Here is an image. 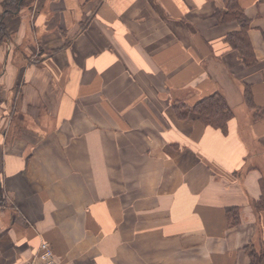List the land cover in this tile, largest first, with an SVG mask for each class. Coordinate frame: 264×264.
I'll return each instance as SVG.
<instances>
[{
  "label": "crops",
  "instance_id": "0c3cea01",
  "mask_svg": "<svg viewBox=\"0 0 264 264\" xmlns=\"http://www.w3.org/2000/svg\"><path fill=\"white\" fill-rule=\"evenodd\" d=\"M238 1L253 67L224 41L240 31L214 16L226 0H35L6 17L0 264L43 242L58 264H250L246 246L264 243V118L244 87L264 108V3ZM215 91L235 112L226 133L176 117L174 101Z\"/></svg>",
  "mask_w": 264,
  "mask_h": 264
},
{
  "label": "trees",
  "instance_id": "16d2710c",
  "mask_svg": "<svg viewBox=\"0 0 264 264\" xmlns=\"http://www.w3.org/2000/svg\"><path fill=\"white\" fill-rule=\"evenodd\" d=\"M264 3V0H259ZM35 0H0V48H2L10 38L5 19L8 16H16L22 9H32ZM226 8L218 9L215 13L216 19L220 23L235 21L240 25V31L229 33L224 41L236 51L242 64L246 67H253L258 63L257 54L250 38L251 20L244 13L238 0H226ZM264 37V33H263ZM244 102L254 115V120L264 118V108L256 106L252 88L250 85L244 87ZM173 109L178 119H187L191 115H196L199 124L205 127H212L228 131L230 121L235 117V112L228 105L225 96L220 91L208 94L194 104H188L184 100H176ZM262 195L254 202V210L261 214L264 212V181L261 183ZM1 195V190H0ZM226 217L230 226H237L241 222V213L238 207H227ZM246 252L250 259V264H264V243H251L246 246Z\"/></svg>",
  "mask_w": 264,
  "mask_h": 264
},
{
  "label": "built area",
  "instance_id": "2783aa9c",
  "mask_svg": "<svg viewBox=\"0 0 264 264\" xmlns=\"http://www.w3.org/2000/svg\"><path fill=\"white\" fill-rule=\"evenodd\" d=\"M21 264H58L53 248L49 243L43 242L40 246V253L31 260Z\"/></svg>",
  "mask_w": 264,
  "mask_h": 264
},
{
  "label": "rangeland",
  "instance_id": "374dc122",
  "mask_svg": "<svg viewBox=\"0 0 264 264\" xmlns=\"http://www.w3.org/2000/svg\"><path fill=\"white\" fill-rule=\"evenodd\" d=\"M82 22H83V24L86 23L85 20H83ZM181 95H182V94H181ZM181 95H178V96H180V97H178L177 99L185 98L183 95H182V96H181ZM244 108L246 109V107H243V108H237V111H238L237 114L240 115V117H241L242 120L245 119V117L243 116V113H242L243 111H245V110H242V109H244ZM241 111H242V112H241ZM246 111H247V113L249 112V113H248L249 115H251V113H253L251 110H248V109H246ZM260 162H261V161H260Z\"/></svg>",
  "mask_w": 264,
  "mask_h": 264
}]
</instances>
